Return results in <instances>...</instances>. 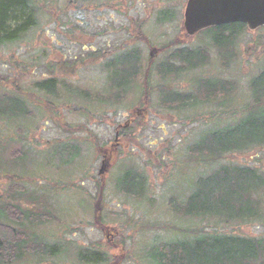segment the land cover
<instances>
[{"label": "rangeland", "instance_id": "rangeland-1", "mask_svg": "<svg viewBox=\"0 0 264 264\" xmlns=\"http://www.w3.org/2000/svg\"><path fill=\"white\" fill-rule=\"evenodd\" d=\"M71 2L68 6V0H34L38 26L18 44L0 49V95L12 96L10 82H14L28 108L23 118L0 119V212L14 201L25 212L42 216L43 224L25 222L26 228L45 245L60 249L54 257L30 258L22 264H91L80 261L79 256L95 252L107 258L100 264H150L151 250L181 237L180 229L190 230L189 235L201 228L205 233L216 230L264 238V220L216 228L207 221L176 216L170 208L174 196L180 201L193 191L197 172L206 171L200 167L194 172L187 162L188 146L205 129L233 117L226 107L167 111L159 106L156 89L150 108L140 106L139 89L131 90L121 105L92 102L86 98L103 95L107 81L98 65L77 67L73 80L66 81L89 95L85 99L69 94L61 79L55 97L33 87L43 75L54 78L53 65L64 55L79 60L92 48L101 49L107 56L102 61H106L114 44L137 47L144 60L150 57L157 65L164 54L142 42L128 41L130 34L134 39L131 22L146 20L144 31L157 49L183 28L186 0ZM167 10L174 20L160 23L159 14ZM74 16L81 26L73 25ZM206 43L204 36L197 35L188 45L195 48ZM205 49L210 64L169 81V85L188 93L193 77H216L236 87L228 106L250 103L248 82L264 60V31L243 33L235 42V57L227 68L214 48ZM26 69L28 77L24 76ZM159 84L153 71L151 85ZM214 110L223 114L211 121ZM126 134H131L132 140L125 138ZM102 159L104 171L98 174ZM227 160L249 161L239 155ZM250 163L259 165L254 160ZM128 171L146 178L142 198L123 194L120 185ZM99 185L104 188L102 197L97 195ZM95 209L101 214L99 222L94 219ZM115 256L122 261L111 263Z\"/></svg>", "mask_w": 264, "mask_h": 264}, {"label": "trees", "instance_id": "trees-1", "mask_svg": "<svg viewBox=\"0 0 264 264\" xmlns=\"http://www.w3.org/2000/svg\"><path fill=\"white\" fill-rule=\"evenodd\" d=\"M33 2L34 0H0V49L18 44L38 26ZM67 4L72 5L71 0ZM174 18L173 13L167 10L160 13L157 20L164 23L173 21ZM73 21L76 27L81 26L77 16H74ZM145 25L144 19L132 21L134 39L130 34L128 41L142 42L150 49L157 50L160 55L164 54L157 65H154L156 60L150 57L144 60L142 51L129 44L126 47L114 44L106 61H102L107 57L103 50L96 51L92 48L88 55L79 56V60L77 57L67 59L64 55L63 60L53 65L54 78L43 75V79L34 80V89L55 97L58 93V80L61 79L69 94L85 99L89 95L83 94L80 88L67 85L66 81L73 80V71L77 67L98 65L100 71L107 74V81L103 95H90L86 98L93 100L92 102L121 105L131 90L139 89L140 106L150 108L156 89L158 104L167 111H188L207 105H216L221 109L226 107L227 112H231V115L234 113L233 117L220 126L205 129L188 146L187 162L192 164L194 172L200 167L206 171L197 172L199 175L193 191L185 199L179 198L180 201L174 196L170 208L176 216L207 221L216 228L221 225L261 222L264 220V60L258 73L248 82L251 102L245 105L228 106L236 87L233 82L216 77H193V88L188 93L169 85L171 80L208 66L210 55L205 49L208 46L216 50L222 66L227 68L235 57V42L247 32L245 25L229 24L210 28L198 35L206 38L207 43L203 44L205 46L195 48L188 45L193 37L180 28L173 40L157 49H153L147 38ZM262 30L264 28L259 31ZM104 33L108 34V30L105 29ZM153 71L161 83L156 87L151 85ZM29 73L26 69L24 76L28 77ZM10 84L12 96L0 95V119L14 120L28 115L20 87L14 82ZM222 114V111L214 110L211 121ZM124 137L132 140L131 134ZM237 155L245 156L249 161L233 163L227 160ZM251 160L259 165L251 164ZM122 180L120 187L128 197L138 199L146 194L147 182L144 176H132V172L128 171ZM103 189L99 185V197H102ZM40 217L42 216L37 218V215L25 212L14 201L5 205L0 212V264H22L26 259H42L47 255L54 257L60 254L58 247L45 245L26 228L25 222L31 226L43 224ZM100 218V212L95 209L94 219L99 222ZM178 231L182 234L181 237L176 236L161 249L151 250L150 264H264V238L218 233L216 230L205 233L201 228H197L193 235H189L190 230ZM115 259L122 261V258L115 256L111 263ZM79 260L100 264L106 262L107 258L104 254L95 252L81 254Z\"/></svg>", "mask_w": 264, "mask_h": 264}, {"label": "water", "instance_id": "water-1", "mask_svg": "<svg viewBox=\"0 0 264 264\" xmlns=\"http://www.w3.org/2000/svg\"><path fill=\"white\" fill-rule=\"evenodd\" d=\"M241 23L250 31L264 27V0H187L183 27L188 36L209 28ZM103 163L99 174L104 171Z\"/></svg>", "mask_w": 264, "mask_h": 264}, {"label": "flooded vegetation", "instance_id": "flooded-vegetation-1", "mask_svg": "<svg viewBox=\"0 0 264 264\" xmlns=\"http://www.w3.org/2000/svg\"><path fill=\"white\" fill-rule=\"evenodd\" d=\"M118 132L116 131L115 134H117ZM104 157V156H103Z\"/></svg>", "mask_w": 264, "mask_h": 264}]
</instances>
